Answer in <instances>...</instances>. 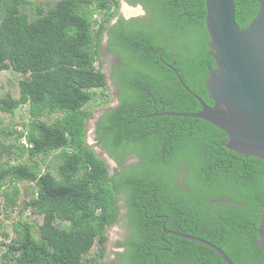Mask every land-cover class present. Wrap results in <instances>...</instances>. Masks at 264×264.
<instances>
[{"label":"trees","instance_id":"1","mask_svg":"<svg viewBox=\"0 0 264 264\" xmlns=\"http://www.w3.org/2000/svg\"><path fill=\"white\" fill-rule=\"evenodd\" d=\"M49 1L0 0V71L20 74L19 97L0 94V111L29 104L21 124L31 143L18 142L16 126L0 129L13 137L0 141V213L12 217L15 233L9 237L0 221V237L8 238L1 257L7 264H99L122 205L123 250L103 264H226L207 245L165 230L205 239L233 264H264L256 245L264 160L229 149L226 131L208 120L157 114L201 108L183 84L213 104L205 0H126L145 15H119L113 24L119 0ZM234 4L236 23L247 27L258 1ZM105 32L106 51L118 56L110 74L117 104L96 118L93 139L116 163L112 169L85 141L93 116L86 106L95 90L108 95L96 64ZM22 181L29 196L15 208Z\"/></svg>","mask_w":264,"mask_h":264},{"label":"water","instance_id":"2","mask_svg":"<svg viewBox=\"0 0 264 264\" xmlns=\"http://www.w3.org/2000/svg\"><path fill=\"white\" fill-rule=\"evenodd\" d=\"M257 1L259 9L255 17L247 27L240 28L235 20L234 0H205L209 46L216 63L206 81L213 104H206L179 77L201 108L195 112L157 114L208 120L226 131L229 149L264 160V0ZM259 221L256 245L264 250V211ZM164 232L203 243L216 251L226 264H233L219 247L205 239L176 231Z\"/></svg>","mask_w":264,"mask_h":264},{"label":"rangeland","instance_id":"3","mask_svg":"<svg viewBox=\"0 0 264 264\" xmlns=\"http://www.w3.org/2000/svg\"><path fill=\"white\" fill-rule=\"evenodd\" d=\"M54 1L55 0H50L49 2L52 3ZM119 7L120 8H118L117 15L119 14L120 10H122V12L125 15H127L124 11L125 8H127V9L134 8L136 11L135 13H137L139 10V9H136L138 6L137 7L129 6V4L125 3L124 1H122L121 4H119ZM100 59H101L100 63L97 62L96 64L105 73L106 80H107V86H106L105 92L108 95L104 97V95H101V92L99 90H95L93 100L90 101L88 103V105L86 106L87 108L91 109L93 116L88 118V120L86 122L85 141L87 144L92 146L93 149L100 156H102L105 159L109 168L112 169L114 167V163L107 156H105L103 153H101L99 150V147L95 145V143H94L95 141L93 139V133H94V119H96V117L99 115L101 110L107 106H114L117 104V98H116V93H115L116 87H115V84L111 81L110 74H111V70L113 68V64L117 61L118 56L116 53L106 51L103 48V50L101 51V58ZM19 79H20L19 73L15 72L13 70H1L0 71V83H1L0 94H4L5 92L8 91L11 93V95L13 97H15V98L19 97V87H18V80ZM103 98H105L107 101L104 102ZM28 107H29V104L24 103V104H21L18 107H16L15 110L13 111V113H6V112L0 111V129H7V128L9 129V128H12L13 126L17 127L18 124H21L23 121H25L28 117ZM12 140H13V137H11V136H9L8 138L0 136V141L1 142L4 141L6 144L12 142ZM3 160H5V156L3 157ZM46 161L48 162V161H50V159L47 158ZM27 186H29L28 181H22L19 183L18 187H19L20 191H19V195H18L17 206H15L16 208L17 207H23V203H22L23 199H26V197L29 196L25 192ZM1 199H2V196L0 197V205H1ZM119 209H120L119 210L120 211L119 212V219L116 220L113 224H111L107 228V231H106L107 241L105 244H106L107 254L111 250V248L114 246L112 244L114 243L116 238L123 231V227H122V224L124 223L122 221L123 214H124L123 206L120 205ZM12 215H13V219L17 218L16 212H12ZM24 216L26 218H29V210L25 211ZM11 218L12 217L5 216V213H0V221L3 223V229H5V230L7 229V231L9 232V235H10L9 237H14L15 233L11 230V228L8 225V223H10L12 220ZM0 241L5 243L8 241V238H3L1 236ZM1 251L2 250L0 249V264H7V261H5L4 258L1 257ZM102 260L103 259H101V261H100L101 263H99V264L103 263Z\"/></svg>","mask_w":264,"mask_h":264},{"label":"flooded vegetation","instance_id":"4","mask_svg":"<svg viewBox=\"0 0 264 264\" xmlns=\"http://www.w3.org/2000/svg\"><path fill=\"white\" fill-rule=\"evenodd\" d=\"M43 1H49V0H43ZM122 1H124L125 3H127L126 0H119V4H121ZM127 4H128V3H127ZM129 6H131V5H129ZM137 6H138V7H137ZM133 7H137L136 9H139L137 13H135L136 11H135L134 8H129V9H128L129 12H128V11L125 12V13L128 15V16H127V15H125V14L122 12V10H120L119 14L116 15V16L110 21V24L115 23V22L118 20L119 15H120L121 17H123L124 19H129V18H132V17H142L143 15H145V11H144V9H143V7H142L141 5H135V6H133ZM119 8H120V7H119ZM103 43H104V44H103ZM107 43H108V36H107V33L105 32L104 35H103V39H102V41H101L102 48H104L105 50H106ZM103 110H104V109L101 110V112L99 113L98 116H100V115L102 114ZM98 116H97V117H98ZM97 117H96V118H97ZM95 120H96V119H94V127H95ZM94 143H95V142H94ZM99 150H100V148H99ZM100 152L103 153L105 156H107V157L109 158V156H108L106 153L102 152L101 150H100ZM109 159H110V158H109ZM111 160H112V159H111ZM112 162L114 163L113 160H112ZM114 166L116 167V163H114ZM122 221H123V220H122ZM122 227H123V231H122V233L116 238V240H115L114 243L112 244V245H114V246L111 248V250L108 252V254H107V250H105L106 252H105V254H104V257L102 258V259L104 260V261L102 260L103 263H104V262L112 263V262L116 259V257H115V253L123 250V247L120 246V245L118 244V242L124 240V239H123V235H124V233H125V229H126V228H125V221H124V223L122 224ZM110 252H111V253H110ZM103 263H102V264H103Z\"/></svg>","mask_w":264,"mask_h":264},{"label":"built area","instance_id":"5","mask_svg":"<svg viewBox=\"0 0 264 264\" xmlns=\"http://www.w3.org/2000/svg\"><path fill=\"white\" fill-rule=\"evenodd\" d=\"M100 15L98 13H94V18H98ZM98 25H93L94 29H97ZM17 130L21 131L23 134L19 136L18 142L26 147H30L31 143L28 141L26 137V130L22 124H18L16 127ZM16 208V207H15Z\"/></svg>","mask_w":264,"mask_h":264},{"label":"bare ground","instance_id":"6","mask_svg":"<svg viewBox=\"0 0 264 264\" xmlns=\"http://www.w3.org/2000/svg\"><path fill=\"white\" fill-rule=\"evenodd\" d=\"M125 12H127L128 11V9L127 8H125V10H124ZM129 12V11H128Z\"/></svg>","mask_w":264,"mask_h":264}]
</instances>
